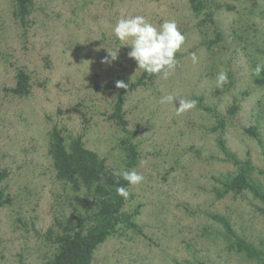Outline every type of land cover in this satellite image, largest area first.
I'll return each instance as SVG.
<instances>
[{
  "label": "rangeland",
  "instance_id": "rangeland-1",
  "mask_svg": "<svg viewBox=\"0 0 264 264\" xmlns=\"http://www.w3.org/2000/svg\"><path fill=\"white\" fill-rule=\"evenodd\" d=\"M33 1L21 28L10 1L0 0V188L10 199L0 208V264H42V234L70 197L55 183L46 154L54 124L82 134L86 147L109 165H120L124 138L139 153L135 169L145 179L131 187L125 208L137 209L141 232L110 236L96 248L92 264H252L226 251L220 226L208 217L228 218L238 233L264 247V217L250 201L211 194L213 176L233 167L210 126L214 110L225 115L240 98L223 137L238 158L248 157L264 171V87L253 84L251 68L252 59L264 64V0H206L211 20L195 15L188 0ZM122 15H144L157 26L174 19L186 37L172 76L127 92L124 129L108 119L110 86L116 74L129 83L142 70L128 57L131 46H121L113 34ZM216 31L221 40L214 43ZM107 50L119 51L111 65L101 63ZM18 67L31 79L26 97L9 92ZM220 71L228 83L218 88ZM166 95L195 100L196 106L177 115L178 100L159 102ZM257 122L260 143L244 134ZM255 175L264 184V174Z\"/></svg>",
  "mask_w": 264,
  "mask_h": 264
},
{
  "label": "trees",
  "instance_id": "trees-1",
  "mask_svg": "<svg viewBox=\"0 0 264 264\" xmlns=\"http://www.w3.org/2000/svg\"><path fill=\"white\" fill-rule=\"evenodd\" d=\"M9 1L15 22L24 28L33 11L34 1ZM188 3L195 15L203 13L205 20H211V12L207 10L206 0H188ZM215 36L214 43L221 40L220 32L216 31ZM252 60V82L262 88L264 71L255 75L254 69L258 63ZM158 77H148L141 71L134 81L128 83V89H118L115 83L123 78L116 74L115 83L110 86L114 92L108 119L123 128V106L127 92L136 87H143L148 81ZM31 86L29 73L24 68L18 67L14 71V86L9 88V92L18 97H26L31 92ZM239 100L240 98L233 100L227 107L225 115H219L207 106L203 108L214 110L215 120L210 126V132L218 131L216 146L223 155L224 161L233 167L232 170L213 176L211 194L216 199L229 196L233 199L240 197L248 200L254 210L264 217V184L255 175L259 172L264 174V171L258 170L250 158H238L229 150L223 137L226 120L238 110ZM256 120L260 121V118ZM259 127L258 122L252 124L244 128V134L260 143L263 136ZM120 148L122 149L120 165L112 166L96 151L86 147L82 134L73 135L65 127H58L55 124L48 130L46 154L50 160L54 181L61 190L70 193V197L66 199L64 205H61L59 212L53 215L52 224L42 234L47 248L42 257V264H92L96 248L110 236L123 235L127 230L141 232L135 222L137 209L125 208L131 199L132 185L113 175V172L121 169L136 168L139 153L136 145L126 138L121 141ZM1 176L0 174V179ZM119 186L126 187L130 192L127 200L117 194L116 189ZM9 201L8 194L0 188V208ZM208 217L220 226L223 245L228 253L252 264H264L262 241L258 244L243 232L238 233L229 219L220 214H209ZM174 264L179 263L174 262Z\"/></svg>",
  "mask_w": 264,
  "mask_h": 264
},
{
  "label": "clouds",
  "instance_id": "clouds-1",
  "mask_svg": "<svg viewBox=\"0 0 264 264\" xmlns=\"http://www.w3.org/2000/svg\"><path fill=\"white\" fill-rule=\"evenodd\" d=\"M112 31L117 40L120 41L121 46H131L128 57L136 62L137 68L142 70V74L146 73L148 77L159 76L162 79H168L175 73L179 64L176 54L181 51L186 37L174 19H166L157 26L144 15H122ZM118 52L108 51V56L104 57L101 63L111 65L118 58ZM192 60L194 63L197 62L195 54H192ZM261 71H264V65L257 64L254 74L259 75ZM226 83H228L227 72L220 71L217 73L216 86L220 88ZM115 86L118 89H128L129 87L128 83L123 80H117ZM176 100H178L179 105L176 106L177 115L196 106L195 100L173 95L162 96L159 102L164 104ZM113 175L122 178L132 186L141 184L145 179L143 174L135 168L131 170L121 169L118 172H113ZM116 191L125 200L130 196V192L124 186L117 187Z\"/></svg>",
  "mask_w": 264,
  "mask_h": 264
}]
</instances>
